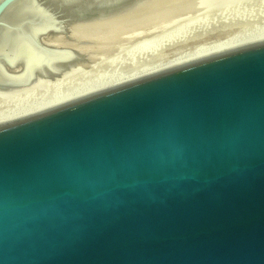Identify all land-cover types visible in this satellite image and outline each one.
<instances>
[{
	"label": "water",
	"instance_id": "1",
	"mask_svg": "<svg viewBox=\"0 0 264 264\" xmlns=\"http://www.w3.org/2000/svg\"><path fill=\"white\" fill-rule=\"evenodd\" d=\"M132 1L0 0V88ZM8 35L52 66L5 79ZM0 264H264V39L1 122Z\"/></svg>",
	"mask_w": 264,
	"mask_h": 264
},
{
	"label": "bare ground",
	"instance_id": "2",
	"mask_svg": "<svg viewBox=\"0 0 264 264\" xmlns=\"http://www.w3.org/2000/svg\"><path fill=\"white\" fill-rule=\"evenodd\" d=\"M182 1L185 0H133L132 2L123 6L121 9H116L106 14H99L92 18V20L88 21L89 24L86 25L88 28H85L86 26L83 25L73 27L71 34L75 36L81 35L86 39H89L88 46L85 48V50L89 52V49L93 48L92 46L95 47L96 45H100L101 43L103 44L106 41L109 43L116 37L118 38L119 34L123 33L126 35L125 32L128 34V32L136 31L137 28H140L149 22L151 23L152 21L153 23H160V21L157 22L156 20L162 19L171 14L173 15V13H177L175 10L178 11V8L182 6ZM181 9L184 10V8ZM169 18L172 17L169 16ZM180 26L181 27L178 25L174 26L176 27L175 30H173L174 27H172L169 30L173 31H169L168 34L166 33L167 31L164 32V34H167L165 36L159 34L161 37L157 35V38L154 37L148 42L141 43L129 51L127 50L128 53L124 52L126 53L124 56H122L123 54L121 55L120 53L119 55L121 56H118L120 58H118V60L116 58L114 60L113 58V60H108V62L103 61V63H97L98 65L95 64V62L94 64L96 66L90 67L89 65L90 68L87 66V69H82L83 67L80 68L82 65L79 67L76 66L74 69L71 68L72 70L69 72H66L61 76L59 75L60 77L58 76V78L51 80L38 78L33 83L19 88H0V123L37 112L56 104L161 69H165L218 51L264 39V30L255 31L253 33L244 32L240 36L233 39L231 38L230 40H224L211 46L206 45L200 49L198 48L192 51L190 50V52H182L183 54L181 55H176L168 60H165L161 54L163 49L169 46L171 47L173 43L179 44L178 46L183 44L182 41L187 34L189 26L187 24ZM79 27L83 29L81 30ZM149 27L150 26H148V28ZM132 33L133 32L129 34L132 35ZM131 35L129 37H131ZM60 38L61 36H54L50 40H53V42H59ZM122 38L124 37L122 36ZM1 39L4 43L3 45L6 46L3 51L4 58L6 60L5 64H13L15 61H18L17 63H19L22 68L21 72H19L17 75L8 76L5 78L7 80H26L27 77H29L28 72L30 68L37 66L39 63H48L50 65L55 60L53 59L55 56L51 57L48 55L46 56V54L44 55L43 52L38 51L29 45L28 41L26 39H22L21 36L17 38V42L23 45L21 47H18V44H16L17 42H15L16 39L12 35H8L6 37L4 36ZM10 41H14V44H12L13 42ZM114 44L116 43L114 42ZM114 44L112 43V45ZM175 44H173V46ZM112 45L109 44L110 47ZM109 46H105V48ZM179 48L180 47L177 49ZM93 50L96 51L98 49ZM91 53L89 52L88 54L90 55ZM93 57H96V55ZM139 59H141V63H139L140 65H138V62H140ZM2 68V63H0V72L3 71Z\"/></svg>",
	"mask_w": 264,
	"mask_h": 264
},
{
	"label": "rangeland",
	"instance_id": "3",
	"mask_svg": "<svg viewBox=\"0 0 264 264\" xmlns=\"http://www.w3.org/2000/svg\"><path fill=\"white\" fill-rule=\"evenodd\" d=\"M182 2V6L184 7H179L178 11L175 10L177 13H173V15H176H169L172 18L167 16L162 19H158L156 21H160V23L157 24L154 22L156 25L153 21L151 23L149 22L150 24L147 23L148 25H143L140 28H137L136 31H131L133 33L135 32L134 34L132 33V35L129 34L131 32H128V34L125 32L128 37L122 33L123 35H118L119 39L117 37V39L115 38L116 41L115 39L109 43L106 41L103 43L104 45L102 43L100 45H96L98 46H95L96 48L92 46L93 48L89 49V52H92V55L90 54L91 57L89 58V61L87 64L80 66V68L83 67L82 69H87V66L90 68L91 66H96L95 64L97 63L99 64L100 62L103 63V61L108 62V60H113V58L114 60L115 58L118 60L122 54V56H124V54L128 53V51L135 46L148 42L154 37L157 38V35L159 34L162 36L167 35L169 31L175 30L176 27L174 26L177 25L181 27L180 25L183 26L184 24H187L189 29L185 38H183V44L178 46L179 44L173 43L175 44L174 46L172 44L171 47L169 46L165 48L166 50L163 49L161 54L165 60H168L176 55H181L184 52L186 53V51L190 52V50L200 49L206 45L211 46L224 40L233 39L240 36L244 32L253 33L255 31L264 30V0H185ZM181 8H184V10ZM148 26L150 27L148 28ZM144 27H147L146 30ZM172 27H174L173 30H169ZM164 32L167 34H164ZM130 35L131 37H129ZM161 35H159V37H161ZM122 36L124 38H122ZM114 42L116 44H114ZM112 43L114 45H112ZM109 44L112 46L110 47ZM176 45L177 48H180L177 49ZM105 46L109 47H106V49ZM93 49L98 50L95 51ZM120 53L121 55H119ZM95 55L96 57H93ZM90 60L92 62L94 61L93 64ZM139 60L140 62H138V65L141 63V59ZM72 69L62 72L59 75L61 76ZM58 76L51 79L58 78Z\"/></svg>",
	"mask_w": 264,
	"mask_h": 264
}]
</instances>
